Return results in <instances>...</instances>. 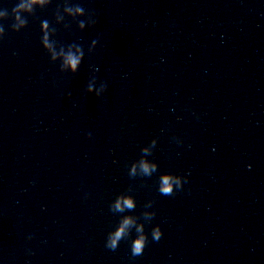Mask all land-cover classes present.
I'll use <instances>...</instances> for the list:
<instances>
[{
  "label": "water",
  "instance_id": "1",
  "mask_svg": "<svg viewBox=\"0 0 264 264\" xmlns=\"http://www.w3.org/2000/svg\"><path fill=\"white\" fill-rule=\"evenodd\" d=\"M0 264H264V0H0Z\"/></svg>",
  "mask_w": 264,
  "mask_h": 264
}]
</instances>
